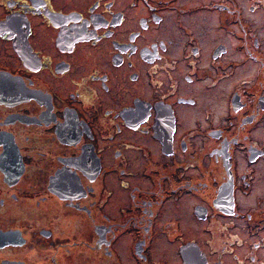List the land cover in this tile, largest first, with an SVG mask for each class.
Here are the masks:
<instances>
[{
  "label": "flooded vegetation",
  "instance_id": "1",
  "mask_svg": "<svg viewBox=\"0 0 264 264\" xmlns=\"http://www.w3.org/2000/svg\"><path fill=\"white\" fill-rule=\"evenodd\" d=\"M262 124L264 0H0V264H264Z\"/></svg>",
  "mask_w": 264,
  "mask_h": 264
},
{
  "label": "rangeland",
  "instance_id": "2",
  "mask_svg": "<svg viewBox=\"0 0 264 264\" xmlns=\"http://www.w3.org/2000/svg\"><path fill=\"white\" fill-rule=\"evenodd\" d=\"M198 15L199 14L191 16L189 18V20L190 21L191 20H197ZM199 20H197V21H199ZM205 38L208 40V35L206 36V34H204L202 36L201 50L203 49V44H204V46H207V44L204 43V39ZM225 55H227V54H225ZM228 76H231L232 77V75L230 73L227 74L226 79H222L223 77L221 76L220 77V81H219V83L220 82L221 83L218 84L217 86H219L221 84H224L225 81L231 79V78L227 79ZM239 77L240 76H238L237 78H239ZM213 88H215V87H213ZM216 89L217 90H213V91H212V89H211V91H209V90H207V91L202 90L200 92V98L202 100H204L203 101V104H207V105L208 104H212L210 101H208L210 99V97H212V96H217L215 98V100L213 101V104L214 105L216 103H218V102H222L223 100L228 101V94L232 90V87L231 86H227V87L220 86V88H219L220 90L218 88H216ZM218 96L220 97V100L218 99ZM250 102L251 101H248L247 102V105L248 106L250 105V106L248 107V111L245 110L244 113H250V112L252 113V112H254L255 107L253 106V104L251 105ZM210 107L214 109V111H211V112H213L215 116H221V120H223L222 119V116L225 114L226 109L229 110L228 106L227 105H224V102L221 103V106H220V108L218 110H216L213 105H211ZM243 107H245V106H243ZM257 115L258 114H256V116ZM262 125H264V124H262ZM255 133H256V131H255ZM256 134L258 135V137H259L260 140L264 139V132H258ZM201 143H202V145L204 147V150H208L210 147H212L213 145L216 144V142L213 143L212 140H210L208 138H205L203 141H201ZM219 164H220V161L213 162V163H212V161H210V162H208V164H206L205 169L202 171L203 172V175L205 176L206 179H208L209 177L211 178V176H213L215 178H218L217 169H218ZM208 168L210 169V171L208 170ZM210 174H212V175H210ZM263 185H264V183H263ZM256 191H258L257 188H256ZM261 194L264 195V186H262V192H261ZM24 217H27V213L24 215ZM16 220H18V218H16ZM82 223L83 222L80 219H78L77 224L80 225ZM33 237L34 236L32 235V233L28 234V239L25 242V245L22 246V247L13 248V250L11 252L12 254H7V255H11V256H13L15 258H19V259H22V257H24V260L26 261V264H28V263L38 264V261L36 260V255H37L36 252H37L38 249H37L36 244H35V242L33 240ZM7 255L2 256V257H6ZM129 263L130 262H128V264Z\"/></svg>",
  "mask_w": 264,
  "mask_h": 264
}]
</instances>
